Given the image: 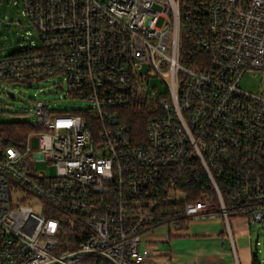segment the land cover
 <instances>
[{"label":"built area","instance_id":"obj_1","mask_svg":"<svg viewBox=\"0 0 264 264\" xmlns=\"http://www.w3.org/2000/svg\"><path fill=\"white\" fill-rule=\"evenodd\" d=\"M23 3L40 44L0 56V84L60 76L78 108L37 101L0 146V264H142L147 233L206 219L238 264L232 220L264 228V87L240 86L264 77V0Z\"/></svg>","mask_w":264,"mask_h":264},{"label":"rangeland","instance_id":"obj_2","mask_svg":"<svg viewBox=\"0 0 264 264\" xmlns=\"http://www.w3.org/2000/svg\"><path fill=\"white\" fill-rule=\"evenodd\" d=\"M4 17H7L10 23H3L0 28V56L21 52L24 45L30 42L40 44L37 29L30 23L25 14L23 0H0V22ZM60 82L61 77L57 76L43 81L0 84V121L36 123L38 118L34 114V107L37 101L48 104L50 109L56 112L77 109L78 106L76 105L78 104L64 100L65 93L58 88ZM152 85H157L159 92L165 91V86L160 78H154ZM240 86L245 90L257 92L260 87H264V77L248 73L240 81ZM32 147L37 148L36 139L32 141ZM37 170L54 173L52 167L40 163ZM250 230V256L256 254L259 264H264V228L252 223ZM157 231L168 233L169 229L161 227ZM144 246L145 243L142 244V247ZM238 258L240 264H250L249 250L246 251L245 257L240 254Z\"/></svg>","mask_w":264,"mask_h":264},{"label":"crops","instance_id":"obj_3","mask_svg":"<svg viewBox=\"0 0 264 264\" xmlns=\"http://www.w3.org/2000/svg\"><path fill=\"white\" fill-rule=\"evenodd\" d=\"M232 228L237 258L240 254L245 257L249 250L252 264L249 237L251 222L246 218L236 217L232 220ZM157 230L144 236L150 256L142 264H237L221 219L193 222L183 233Z\"/></svg>","mask_w":264,"mask_h":264},{"label":"trees","instance_id":"obj_4","mask_svg":"<svg viewBox=\"0 0 264 264\" xmlns=\"http://www.w3.org/2000/svg\"><path fill=\"white\" fill-rule=\"evenodd\" d=\"M128 114H130L128 115V122L131 124L133 130L138 133L145 131V127L149 119V114L147 113L146 109L139 111V108L130 107ZM32 130L33 129L31 128V125L27 122L0 121V146L10 143L22 142ZM252 264H259L256 254H252Z\"/></svg>","mask_w":264,"mask_h":264},{"label":"water","instance_id":"obj_5","mask_svg":"<svg viewBox=\"0 0 264 264\" xmlns=\"http://www.w3.org/2000/svg\"><path fill=\"white\" fill-rule=\"evenodd\" d=\"M85 255H93L94 253L93 252H85L84 253ZM99 258H103L105 260H108V261H111L112 263L116 264L114 259L112 260L111 258L105 256L104 254H96Z\"/></svg>","mask_w":264,"mask_h":264}]
</instances>
